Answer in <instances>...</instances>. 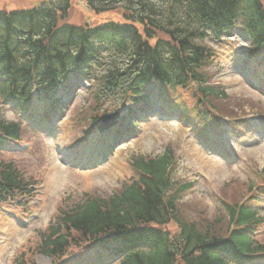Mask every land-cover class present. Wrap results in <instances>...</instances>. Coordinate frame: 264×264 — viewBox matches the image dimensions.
Masks as SVG:
<instances>
[{
    "label": "trees",
    "instance_id": "trees-1",
    "mask_svg": "<svg viewBox=\"0 0 264 264\" xmlns=\"http://www.w3.org/2000/svg\"><path fill=\"white\" fill-rule=\"evenodd\" d=\"M87 4L97 15L118 11L121 20L90 26L60 23L70 9L69 0L62 8L42 3L0 10L2 99L13 100L26 115L34 99L47 101L56 111L62 102L56 96L59 87L68 90L75 77H82L88 85H81L84 109L92 115L86 120L94 130L100 118L93 115L103 100L110 98L122 106L146 104L151 98L148 85L191 89L190 82H195L199 107L214 111L215 98L225 92L202 71L215 55L208 39H222L243 16L250 52L264 50L262 0H87ZM210 116L214 118L211 112ZM127 122L136 123L134 118ZM27 133L24 123L7 119L0 105V144L21 142ZM130 158L138 177L107 197L86 195L73 205L66 201L43 232L36 252L63 264H245L264 251L257 235L264 223L260 210L224 196L228 215L224 229L220 218L205 223L189 220L181 215L178 202L192 184L177 185L173 180L172 149ZM31 183L14 161H0V204L31 196ZM258 193L264 195V179L250 184L245 195L256 202ZM170 222L176 223L177 232L164 228ZM71 246L75 248L68 257ZM24 252L20 263L28 250ZM85 256L89 259L82 260Z\"/></svg>",
    "mask_w": 264,
    "mask_h": 264
},
{
    "label": "rangeland",
    "instance_id": "rangeland-1",
    "mask_svg": "<svg viewBox=\"0 0 264 264\" xmlns=\"http://www.w3.org/2000/svg\"><path fill=\"white\" fill-rule=\"evenodd\" d=\"M62 1L66 0H0V10L31 8L42 3L56 7ZM108 19L121 20L120 13L97 15L87 0H71L66 19L60 22L90 26ZM208 44L215 55L202 71L225 92L215 98L214 111L199 107L196 85L190 84L191 89L154 86L147 104L122 106L110 98L103 100L93 116L101 118L105 112L118 110L126 115L119 117L121 126L115 128L117 124L99 135L96 128H88L86 119L92 115L84 109L85 90L72 85L64 94L62 103L66 106L61 115L49 117V123L54 125L52 133L32 130L33 123L25 120V140L5 143L0 148V161H14L36 185L35 196L22 198L21 207L9 202L0 206V264H50L49 256L36 251L43 232L66 201L73 205L86 195L107 197L117 192L125 181L138 177L130 157L156 156L167 148L175 154L173 180L177 185L193 184L178 202L184 218L203 223L220 218L224 229L228 223L222 205L224 196L251 204L264 215V195H257L256 202L245 195L250 184L264 179V50L250 52L241 25L228 30L221 41ZM46 104L42 105V112L50 108ZM0 105L7 119H20L14 103L0 98ZM216 113L225 118L220 120ZM130 115L136 121L135 125L128 124L132 130L124 121ZM92 138L97 139V154L103 152L101 145L105 143V159L95 167L71 166L84 157ZM164 228L178 231L175 222ZM257 235L264 242V223L258 227ZM74 248L71 246L66 256L70 257ZM253 264H264V254H257Z\"/></svg>",
    "mask_w": 264,
    "mask_h": 264
},
{
    "label": "water",
    "instance_id": "water-1",
    "mask_svg": "<svg viewBox=\"0 0 264 264\" xmlns=\"http://www.w3.org/2000/svg\"><path fill=\"white\" fill-rule=\"evenodd\" d=\"M117 113H105L101 117V123L99 124L98 128L100 130H104L105 128L113 125L115 123V119L117 117Z\"/></svg>",
    "mask_w": 264,
    "mask_h": 264
}]
</instances>
